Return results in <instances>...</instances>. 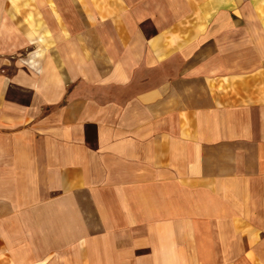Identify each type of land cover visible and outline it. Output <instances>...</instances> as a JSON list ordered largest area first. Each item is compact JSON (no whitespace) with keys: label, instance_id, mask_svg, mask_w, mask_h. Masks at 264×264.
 Masks as SVG:
<instances>
[{"label":"crops","instance_id":"obj_1","mask_svg":"<svg viewBox=\"0 0 264 264\" xmlns=\"http://www.w3.org/2000/svg\"><path fill=\"white\" fill-rule=\"evenodd\" d=\"M0 264H264V0H0Z\"/></svg>","mask_w":264,"mask_h":264}]
</instances>
